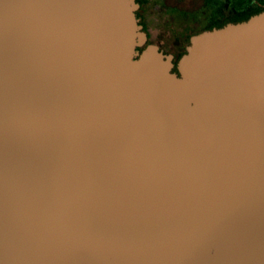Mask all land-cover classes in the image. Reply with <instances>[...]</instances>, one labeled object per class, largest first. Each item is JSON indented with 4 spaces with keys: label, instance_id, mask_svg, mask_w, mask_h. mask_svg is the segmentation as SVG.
Wrapping results in <instances>:
<instances>
[{
    "label": "water",
    "instance_id": "1",
    "mask_svg": "<svg viewBox=\"0 0 264 264\" xmlns=\"http://www.w3.org/2000/svg\"><path fill=\"white\" fill-rule=\"evenodd\" d=\"M139 6L0 0V264H264V11L176 65Z\"/></svg>",
    "mask_w": 264,
    "mask_h": 264
},
{
    "label": "rangeland",
    "instance_id": "2",
    "mask_svg": "<svg viewBox=\"0 0 264 264\" xmlns=\"http://www.w3.org/2000/svg\"><path fill=\"white\" fill-rule=\"evenodd\" d=\"M207 0H148L146 3V28L149 40L157 43L167 53L182 48L184 33L191 26L188 16L201 13ZM203 14V13H201ZM201 22L196 19L193 25Z\"/></svg>",
    "mask_w": 264,
    "mask_h": 264
},
{
    "label": "trees",
    "instance_id": "3",
    "mask_svg": "<svg viewBox=\"0 0 264 264\" xmlns=\"http://www.w3.org/2000/svg\"><path fill=\"white\" fill-rule=\"evenodd\" d=\"M146 7L148 0H140ZM162 3L163 0H158ZM201 13L188 16L191 26L184 33L182 48L176 52V61L186 52L185 46L190 42L193 34L206 29L222 27L229 22H240L249 19L252 15L264 11V0H207ZM201 22L193 25L196 19ZM145 29L147 30L146 26ZM175 70L177 68L175 67Z\"/></svg>",
    "mask_w": 264,
    "mask_h": 264
},
{
    "label": "flooded vegetation",
    "instance_id": "4",
    "mask_svg": "<svg viewBox=\"0 0 264 264\" xmlns=\"http://www.w3.org/2000/svg\"><path fill=\"white\" fill-rule=\"evenodd\" d=\"M138 3H139V8H138V10H137V12H136V16H137V18H138V20H139V23L141 24V25H143V30H145L146 32H147V30L145 29V26H146V24H145V22H146V7L141 3V1L140 0H136ZM147 34H148V38H149V33L147 32ZM149 42H151L150 40H149ZM189 44V43H188ZM187 44V45H188ZM187 45L185 46V50H186V47H187ZM161 49H163L162 47H161ZM164 50V49H163ZM164 52L165 53H167L165 50H164ZM174 55H175V58H174V62H175V64L177 65V62L178 61H176V53H173ZM176 67V66H175Z\"/></svg>",
    "mask_w": 264,
    "mask_h": 264
}]
</instances>
